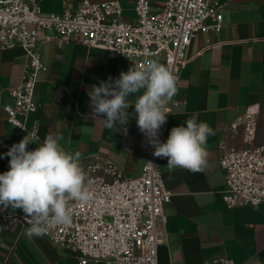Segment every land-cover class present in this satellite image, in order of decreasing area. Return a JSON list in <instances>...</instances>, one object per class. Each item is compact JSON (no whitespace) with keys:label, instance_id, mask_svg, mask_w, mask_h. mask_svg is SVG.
I'll use <instances>...</instances> for the list:
<instances>
[{"label":"crops","instance_id":"crops-1","mask_svg":"<svg viewBox=\"0 0 264 264\" xmlns=\"http://www.w3.org/2000/svg\"><path fill=\"white\" fill-rule=\"evenodd\" d=\"M81 1L41 0L40 10L58 14L76 9ZM214 1L222 7V27L219 32H198L192 40L188 62L180 72L178 94L167 115L163 142L173 127L186 126L185 121L193 115L197 122H207L215 135L208 138V165L201 172L182 168L169 172L167 158L160 159L159 170L171 198L164 205L168 243L157 250L158 264H205L213 259L254 264L256 258L264 264V201L227 208L222 199L227 187L218 164L220 140L242 146L241 135L229 130L231 122L247 109L260 112L264 105V0ZM119 2L123 20L134 22L135 0ZM153 4L157 7L161 0H153ZM36 51L45 70L37 75L39 108L26 122L28 128L37 126L38 138L33 140L9 124L3 110L14 105L7 90L29 73L30 59L21 47L0 50V174L9 170L6 153L13 144L27 135L31 151L46 135L54 134L63 137L60 143L66 150L79 151L81 160L109 159L124 177H137L144 159L137 145L140 130L134 109H128L126 127L118 125V130L111 131L92 112L88 95L93 85L128 71L122 59L77 40L63 45L43 41V33ZM140 94L130 96L129 102ZM85 128L91 131L85 132ZM263 132L262 128L257 132V144H264ZM8 211L23 214L21 209ZM27 227L20 221L4 224L0 216V264H78L72 253L43 236L29 239Z\"/></svg>","mask_w":264,"mask_h":264},{"label":"built area","instance_id":"built-area-1","mask_svg":"<svg viewBox=\"0 0 264 264\" xmlns=\"http://www.w3.org/2000/svg\"><path fill=\"white\" fill-rule=\"evenodd\" d=\"M41 0H0V50L21 47L30 59V71L22 82L8 88L14 105L4 106L6 121L31 139H37V126L26 125L39 105L36 101L37 75L41 70L36 45L43 41L63 45L77 40L90 48L107 51L122 59L125 67L143 68L153 57L176 75L188 62V50L198 32H219L222 7L214 0H135V21L123 20L119 0H82L74 9L43 13ZM49 32V33H47ZM171 101L166 111L171 112ZM258 111L247 109L230 124L240 134L241 147L224 139L218 143V164L224 173L227 208L256 206L264 201V144H257ZM167 125L160 130L164 141ZM137 145L143 165L137 177L126 178L109 159L96 158L82 168L92 179L87 203L71 201L72 222L51 227L43 236L49 243L72 253L78 264H158L157 250L168 243L164 230V205L171 192L159 170L161 158L140 132ZM254 202H257L254 204ZM4 224L20 221L30 226L25 214L17 215L0 206ZM2 226V225H1ZM213 259L205 264H225ZM230 262V261H228ZM241 264H249L247 262Z\"/></svg>","mask_w":264,"mask_h":264},{"label":"clouds","instance_id":"clouds-1","mask_svg":"<svg viewBox=\"0 0 264 264\" xmlns=\"http://www.w3.org/2000/svg\"><path fill=\"white\" fill-rule=\"evenodd\" d=\"M137 93L141 94L130 103L129 97ZM177 94L176 75L158 59L146 61L143 68L132 66L119 78L109 77L88 92L92 112L105 128L116 131L118 125L126 127L128 109L133 108L137 127L154 148L153 155L167 158L169 172L177 168L201 172L208 165V138L215 135L207 122H197L193 115L185 121L186 126L173 127L166 142L159 139L167 123L166 108ZM62 139L48 134L29 151L32 141L26 135L6 153L9 170L0 174V206L23 211L29 218L30 226L25 230L29 239L44 236L53 226L71 224V201L87 203L93 199L89 190L92 179L81 166V153L66 150ZM254 264L261 262L256 258Z\"/></svg>","mask_w":264,"mask_h":264},{"label":"rangeland","instance_id":"rangeland-1","mask_svg":"<svg viewBox=\"0 0 264 264\" xmlns=\"http://www.w3.org/2000/svg\"><path fill=\"white\" fill-rule=\"evenodd\" d=\"M264 130V105L262 106V109L260 112H258V125H257V132H259L260 129ZM264 133V132H263ZM264 135V134H263ZM264 138V136H263ZM264 141V140H263Z\"/></svg>","mask_w":264,"mask_h":264}]
</instances>
